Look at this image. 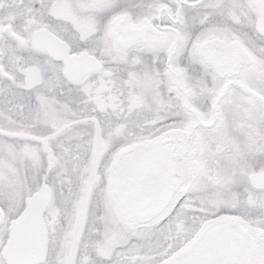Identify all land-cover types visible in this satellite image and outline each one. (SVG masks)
Listing matches in <instances>:
<instances>
[{"label": "snow or ice", "instance_id": "snow-or-ice-1", "mask_svg": "<svg viewBox=\"0 0 264 264\" xmlns=\"http://www.w3.org/2000/svg\"><path fill=\"white\" fill-rule=\"evenodd\" d=\"M0 264H264V0H0Z\"/></svg>", "mask_w": 264, "mask_h": 264}]
</instances>
